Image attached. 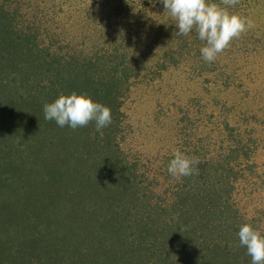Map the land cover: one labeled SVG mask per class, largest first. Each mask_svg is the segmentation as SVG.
I'll list each match as a JSON object with an SVG mask.
<instances>
[{"label":"trees","instance_id":"trees-1","mask_svg":"<svg viewBox=\"0 0 264 264\" xmlns=\"http://www.w3.org/2000/svg\"><path fill=\"white\" fill-rule=\"evenodd\" d=\"M159 5L96 0L94 31L120 26L115 37L101 34L109 45L83 49L70 43V33H48L50 23H59L53 17L36 25L44 5L27 10L33 20L24 30L35 32H25L16 22L19 10L14 16L0 1V264H251L238 232L246 223L264 232V204L243 205L240 190L250 187L245 199L261 194L264 171L257 175L253 150L236 127L218 122L194 142L190 127L184 129L180 151L200 164L180 178L162 166L161 184L148 163L129 158L121 146L122 96L132 80H154L189 55L188 38L201 41L195 31L172 35L180 45L148 67L143 18L154 20ZM167 15L159 17L173 21ZM200 68V74L217 69ZM74 91L110 107L103 135L95 122L73 130L45 119L46 103Z\"/></svg>","mask_w":264,"mask_h":264},{"label":"rangeland","instance_id":"rangeland-1","mask_svg":"<svg viewBox=\"0 0 264 264\" xmlns=\"http://www.w3.org/2000/svg\"><path fill=\"white\" fill-rule=\"evenodd\" d=\"M0 1L14 16V8L19 10L22 16H15L16 22L25 32H35L33 28L24 30L32 26L33 20V13H28L27 10H42L44 5L43 19L41 16L42 20L37 21L36 25H42V22L45 25V20L53 17L59 21L58 28L54 23H50L51 30L46 28L48 33H70L74 35L73 38L68 37L70 43L83 49L90 48L94 43L98 47L109 45L108 39L101 34L115 37L120 26L107 29L103 25L102 33L94 31L100 14L97 15V12L94 13L90 9L96 0H72V6L62 0V6H59V1L56 0L54 8L52 0H41L40 6L35 5L36 0ZM37 2L40 3V0ZM216 2L219 3V0ZM30 7L32 9H29ZM229 11L253 19L255 27L234 40L213 63L209 64L202 58L200 49L204 41L191 43L188 38L189 55L186 54L177 66L167 68L161 75L154 76L152 81H148L150 76H139L138 79L132 80L129 90L122 96L121 110L124 113V121L121 146L129 158L148 163L147 172L159 177L160 184L163 180L159 174L161 167H168L171 158H174L173 153L180 151L181 132L190 127L187 130L190 141H201L208 136L212 127L223 121L236 127L242 141L248 143L253 150V161L259 166L257 175L264 171V0H239ZM155 12L154 20L148 21L151 18L147 15L143 18V21H146V33L143 29H138V32L145 33L146 42L151 44V47L144 51L148 55L147 66L153 69L167 48L177 47L181 43L180 38L171 40V36L178 31L175 21H170L165 16L159 17L160 13H165L163 6H157ZM167 16L170 17L169 14ZM163 35L165 38L162 39ZM40 39L44 44L50 41L47 37ZM66 49L68 48H64ZM207 65L217 69L200 74V67ZM194 67L199 74H196ZM221 71L224 73L218 75ZM243 188L245 191L240 190L243 205L250 200L248 204L253 210L255 201L264 204V189L261 194H252L245 199L246 195L243 193L249 191L250 187L243 185Z\"/></svg>","mask_w":264,"mask_h":264},{"label":"clouds","instance_id":"clouds-1","mask_svg":"<svg viewBox=\"0 0 264 264\" xmlns=\"http://www.w3.org/2000/svg\"><path fill=\"white\" fill-rule=\"evenodd\" d=\"M165 13L175 21L178 29L174 35L188 36L192 31L205 42L200 49L202 58L211 64L228 49L231 43L248 30L255 27V21L249 17L229 11L239 0H160ZM45 119L54 120L60 127L68 126L73 130L86 127L95 122L96 131L112 123L110 107L97 102L87 94H61L52 103L43 108ZM168 165V173L174 178L188 177L194 174L200 164L198 158L189 157L179 150L173 153ZM239 246L246 249L251 264H264V232L246 223L238 232Z\"/></svg>","mask_w":264,"mask_h":264}]
</instances>
